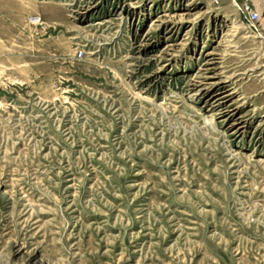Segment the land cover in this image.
I'll list each match as a JSON object with an SVG mask.
<instances>
[{
    "label": "rangeland",
    "instance_id": "1",
    "mask_svg": "<svg viewBox=\"0 0 264 264\" xmlns=\"http://www.w3.org/2000/svg\"><path fill=\"white\" fill-rule=\"evenodd\" d=\"M234 1L0 0V264H264Z\"/></svg>",
    "mask_w": 264,
    "mask_h": 264
},
{
    "label": "built area",
    "instance_id": "2",
    "mask_svg": "<svg viewBox=\"0 0 264 264\" xmlns=\"http://www.w3.org/2000/svg\"><path fill=\"white\" fill-rule=\"evenodd\" d=\"M238 1L235 0L234 2L238 7L239 13L243 17V19L247 22L249 26H251L255 30H260L256 22L258 19V14L253 9L249 1L248 0H238Z\"/></svg>",
    "mask_w": 264,
    "mask_h": 264
},
{
    "label": "water",
    "instance_id": "3",
    "mask_svg": "<svg viewBox=\"0 0 264 264\" xmlns=\"http://www.w3.org/2000/svg\"><path fill=\"white\" fill-rule=\"evenodd\" d=\"M248 1L258 14V19L256 22L259 26L260 31L264 34V3L262 2V0H248Z\"/></svg>",
    "mask_w": 264,
    "mask_h": 264
},
{
    "label": "crops",
    "instance_id": "4",
    "mask_svg": "<svg viewBox=\"0 0 264 264\" xmlns=\"http://www.w3.org/2000/svg\"><path fill=\"white\" fill-rule=\"evenodd\" d=\"M262 2L264 3V0H262Z\"/></svg>",
    "mask_w": 264,
    "mask_h": 264
}]
</instances>
